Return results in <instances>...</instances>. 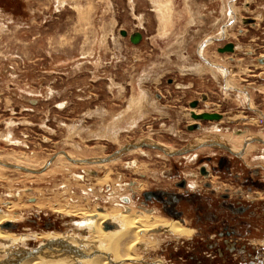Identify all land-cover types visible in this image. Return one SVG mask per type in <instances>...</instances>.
<instances>
[{"label":"rangeland","instance_id":"374dc122","mask_svg":"<svg viewBox=\"0 0 264 264\" xmlns=\"http://www.w3.org/2000/svg\"><path fill=\"white\" fill-rule=\"evenodd\" d=\"M135 32L143 35L138 44L130 41ZM229 42L235 52L219 53ZM192 111L220 113L224 120L196 122ZM194 123L199 129L190 131ZM239 134L264 141V0H0V160L40 171L65 152L106 158L144 141L176 151L207 146L208 135L237 136L240 144ZM254 146L259 150L249 162L264 167V144ZM203 149L166 156L141 148L93 165L60 156L39 174L0 165V213L17 214L19 233H25L14 249H35L49 232L80 239L74 229L82 230L83 220L70 214L74 209L130 206L140 212L145 191L176 189V167L205 210L211 204L219 209L205 181L254 202V181L246 186L235 176L200 179L192 187L197 160L221 155ZM235 172L242 174L240 167ZM259 177L264 181L262 168ZM179 209L195 212L184 200ZM252 221L259 231L248 234L249 242L264 247V220ZM156 236L160 242L141 249L142 260L134 264H195L170 258L183 240ZM42 254H24L18 262Z\"/></svg>","mask_w":264,"mask_h":264},{"label":"flooded vegetation","instance_id":"af4514ba","mask_svg":"<svg viewBox=\"0 0 264 264\" xmlns=\"http://www.w3.org/2000/svg\"><path fill=\"white\" fill-rule=\"evenodd\" d=\"M223 120L224 117L220 121ZM241 135L243 137V134ZM205 140L207 143H211L214 146L219 144V147L221 148L224 147L223 149L225 150H217L214 149L212 146L211 148L206 146L203 147V148H210L213 151L220 153L221 155L219 156L208 155L197 160L195 166L198 169L197 170L198 173L194 171L195 173L193 174V177H195L196 183L190 182L192 184V187L196 189L198 187L200 179H205V180L212 179V181L214 182L217 176H219L221 179L227 178L228 176H235L239 182H241L243 185L246 186L254 181L253 184L255 186V189L257 190V192L254 194L255 196L252 197V199H254V202L249 203V202H244L242 199L240 200L236 199L234 197L233 192L229 189L224 190L222 192H217L214 189L215 186H217L215 185V183H212L211 186L209 184H206L208 183V181H205L203 183H205L206 186L212 188L210 190V193L212 192L216 194L215 198L212 197L211 200H213V202H215L216 205H219V209H215L214 208L215 206L211 204L209 209L205 210L199 204L201 196H199L197 192H195L196 194L193 195L189 191H187V189L191 186L189 185L187 179L181 177L182 168L176 167L174 169V173L171 174V177L173 179L179 178L174 183L176 189L174 188L167 191L163 189H149L145 191L144 193H142V200H141L142 206H144V208H141V211L139 213L135 212V210L130 206H125L123 208L124 210H121L117 207L114 209L115 210L117 209V211L122 216L127 214H136L137 216L140 217L142 223L146 220V217H148L151 218L150 219L151 222H155L160 219L161 220L165 219V221L167 222H173L177 224V226L184 233H186V236L184 237L180 234H176V235L172 234L173 237L175 236L174 237L175 239L183 240L179 242V246L175 250L176 254H170V258L173 259L175 257L176 261L191 260L195 264H264V247L262 246V244L260 245V244L250 243L248 239V234H250V232L252 233L254 230L259 231V229L255 227V225L253 224L252 218L257 217L259 219L264 220V181L262 180L261 177H259L261 175V168L264 169V167L260 165H252L251 162L244 161V157L246 154L245 145L247 144L246 143L247 139L244 142L245 144L244 148L240 150L234 149L230 145L225 144L222 141H216L207 138H205ZM249 144H252V140H250ZM226 147H229L232 150L230 151ZM163 154L166 155L164 152ZM59 156L66 157L64 154H61ZM90 159H78V160H90ZM48 163L43 167V169L48 165ZM53 164L54 162L47 168V170H49L53 166ZM91 164L93 165V163L80 164V165H91ZM94 164H98V163H94ZM236 167H240V169L242 170V174L239 173L236 174L235 172ZM21 172H25V171H21ZM249 172L255 176H258L256 182L253 176L252 177L246 176ZM25 173H29V172H25ZM129 200L132 201V197L129 198ZM183 200L188 203H191L195 212L191 210V212L186 214L183 211H181L179 209V205ZM255 201H263L258 209L254 207ZM151 205H158L160 209L150 207ZM111 210L97 207V209H95L94 211L93 210L87 211V213L108 214ZM162 213L166 215L168 218L167 217L162 218L163 217ZM0 214L6 216L12 215L14 217L13 221L7 220L4 221L2 224H0V230L8 234L14 235L13 236L14 239L21 238L17 242L18 244H20L25 236V233H19V231L22 229V225L19 221H15L16 219L20 220L19 216L11 212H3ZM193 216L194 219H192ZM75 217L81 218L82 220L92 219V215H88L87 217L84 218H82L83 216H75ZM105 222H109L108 225L110 224L114 227V230H111V232L115 234L119 233L122 230V226L121 224H119L120 222L119 221L117 222V219L115 218L109 217L102 222V230L104 233L108 232L104 230L103 223ZM80 225L83 226L82 230L80 228L74 229L75 233L81 234L80 239L71 238V237H69L68 239H64L63 232L59 233L58 236H56L57 232H49L48 235L46 234H45L46 236L43 235L44 239H42V241H38L39 245L35 247V249H32L30 251L25 249L15 250L13 247L10 251L13 252L12 254H14L11 256L12 260L18 261L19 257L24 254L43 253L45 255L46 253L49 254L51 251L54 252L58 249L60 252H64V253L70 252L75 254L78 252L79 256L86 258V263L88 264L89 261L92 258H94L93 255H96L99 250L95 248V245L93 246V244H88L87 241L83 239V237L92 234L91 226L87 224H80ZM162 225L163 224H159L158 227H156L157 234L160 233L163 234L161 232ZM89 227L91 228V232L89 230ZM13 232L17 233L18 235L17 238H16V234ZM56 243L60 244L61 247L57 246ZM77 243H81V244L78 245ZM142 245L145 244H140L138 246L139 250L137 249L136 251L137 255L141 258V260H142V255L140 254V250L144 249L142 248ZM157 246L159 247V245ZM147 248L149 249L151 247L147 246ZM95 250H97V252H94ZM1 254H3V252ZM87 257L89 258L87 259ZM146 263H148V261H146ZM152 263L155 264V262Z\"/></svg>","mask_w":264,"mask_h":264},{"label":"bare ground","instance_id":"6f19581e","mask_svg":"<svg viewBox=\"0 0 264 264\" xmlns=\"http://www.w3.org/2000/svg\"><path fill=\"white\" fill-rule=\"evenodd\" d=\"M235 50H236V46H235ZM222 119H220V120H222ZM235 135H238V134H235ZM212 137H214V136H212ZM235 137H237V136H234V138L230 137L228 139L229 141L227 139H225V140L228 142V144H230V146L232 148L239 149V150L243 149V147L245 145L244 142L246 140L245 137L242 138V135L240 134V137H238V138L243 139V142H240V144L237 143V140H235ZM257 138L247 139V142H246L247 144L245 145L246 150L244 149L246 151V154L244 157L245 161L249 162V160L251 158V152H253V149H254V151L258 149L257 146H254V144H249L250 140H252V143L264 144V142H262V140L260 138L259 139H257ZM144 145L161 146V147H163L164 151L159 150V149H156V150L162 151L166 155H169L170 153L175 152V150L170 149L168 147H165L163 145L152 143V142L150 143L149 141H144L141 143H136V142L128 143L121 150L117 151L112 156H109L106 158L102 157V158H95V159H90V160H78V158L75 159V158L71 157L70 155H68V153H66V152L63 154L67 157V159H69L71 162H73L75 164H89V163L100 164V163H109V162L117 161V160L121 159V157H123L125 154L131 153V152L139 150L141 148H150V147H144ZM209 145H210L209 143H207V146L206 145H202V146L199 145L198 146L197 144L196 145L190 144V145H188V147H186V149L188 148L189 152L198 153V152H201L204 150V149H202L203 147H205V146L210 147ZM125 147H127V148H125ZM151 149H154V148H151ZM205 149H207V148H205ZM122 150H124V153L121 155ZM189 152H185V153H182L179 155H184V154H187ZM115 156H119V157L117 159H112L109 162L101 161L102 159L113 158ZM169 156H171V155H169ZM174 156H177V155H174ZM59 157H60L59 155L55 156L53 159H51V161H49L48 165L40 171H35V169H33V168L25 167L26 165L21 166L17 162H14L15 163L14 164L11 162H5V161L1 160L0 165L7 167V168H10V169H16L18 171H25V172H29L31 174L32 173L39 174V173H42L45 170H47V168L53 162L55 163V161ZM10 158H11V156H10ZM17 161H18V159H17ZM73 211H74L73 213L72 212L70 213L71 215L83 216L82 218L87 217L88 215H92L91 220H86V219L84 220L83 219L84 220L83 223H80V224H87V225L91 226L92 234H91L90 239L88 240V244H93V246L95 245V248H97L99 250L98 252H97V250L94 251V252H97V254H96L97 256L93 255L94 258H92L88 264H134L133 263L134 261L141 260V258L137 255V252H136L138 249V246L140 244H145V245H142V248H147V246L153 247V245L155 244L154 242H156L158 240L159 236H156V234H157L156 233L157 232L156 227H158L159 224H163L161 232L164 234H174V235L180 234L184 237L186 236V233H184L177 226V224H175L173 222H167V221H165V219L164 220L160 219V220H157L155 222H151L150 221L151 218L146 217V220L142 223L140 217L137 216L136 214H127V215L122 216L117 211V209L111 210L108 214H105V213L104 214H95V213L88 214L87 211L84 210L82 212L78 209H74ZM109 217L115 218V219H117V222L118 221L120 222L119 224H121L122 230L119 233L115 234L111 231H108L107 233L103 232L102 222L106 218H109ZM13 219H14V217L12 215L6 216V215L0 214V224H2L4 221H7V220L13 221ZM16 221H17V219H16ZM13 236L14 235L8 234V233L0 230V263L2 262L4 264H87L86 258L79 256L78 252L74 254V253H70V252L64 253V252H60L58 250H56V252L51 251L49 254H47V253L45 255L43 254V256H39L38 258L35 256L36 258H34L32 260L28 259V260H25L24 262H18V261L12 260L11 256L14 254H12L13 252H10V251L15 244H16V246L18 245V243H17L18 241L16 239H14ZM157 242L159 243L160 241H157ZM77 244L80 245L81 243H77ZM150 245H152V246H150ZM2 252H3V254H1ZM89 254H91V253H89ZM76 255H78V256H76ZM104 255H106V257ZM9 256L11 259L9 258ZM48 258H50V259H48ZM88 258L89 257H87V259Z\"/></svg>","mask_w":264,"mask_h":264},{"label":"water","instance_id":"95a60500","mask_svg":"<svg viewBox=\"0 0 264 264\" xmlns=\"http://www.w3.org/2000/svg\"><path fill=\"white\" fill-rule=\"evenodd\" d=\"M121 35L126 37L127 36V31L122 30L121 31ZM142 39H143V35L140 32H135V33L130 35V41L133 44L140 43ZM218 51H219V53H234L235 52V44L232 43V42H229L226 45H224L223 47L219 48ZM198 105H199V101L195 100V101H193L190 104V107L192 109H196L198 107ZM191 117L196 122H199V121H219L220 119L223 118V115L220 114V113H211V112L196 113L195 111H192L191 112ZM188 128H189L190 131H194V130L199 128V124L198 123L191 124ZM144 147H150V148L159 149V150H163L164 151L163 147L158 146V145H144ZM125 148H127V147H125ZM226 148L228 150H230V151L232 150L229 147H226ZM185 152H189V149L188 148L187 149L184 148V149H181V150H176L175 152H172L169 155L174 156V155H179V154H182V153H185ZM123 153H124V150L121 151V155ZM119 156H115L113 158L102 159L101 161L109 162L112 159H117ZM108 223L109 222H105L103 224L104 229L106 231L114 230V227L112 225H110V224L108 225Z\"/></svg>","mask_w":264,"mask_h":264},{"label":"crops","instance_id":"0c3cea01","mask_svg":"<svg viewBox=\"0 0 264 264\" xmlns=\"http://www.w3.org/2000/svg\"><path fill=\"white\" fill-rule=\"evenodd\" d=\"M218 135V134H217ZM221 136H219V138L218 137H210V135H208L207 137H204V138H207V139H213V140H216V141H223L224 143H226V144H228V142L225 140V139H222V138H220ZM226 141V142H225ZM221 143V142H220ZM209 144H211V143H209ZM212 145V144H211ZM228 145H230V144H228ZM200 146H202V145H200ZM235 149V148H234ZM246 152V151H245ZM245 161V160H244ZM250 161V160H249Z\"/></svg>","mask_w":264,"mask_h":264}]
</instances>
